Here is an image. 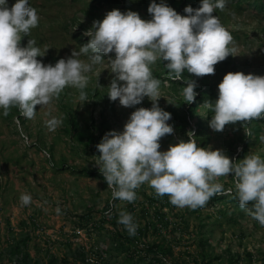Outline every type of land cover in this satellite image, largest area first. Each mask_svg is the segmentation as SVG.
Segmentation results:
<instances>
[{
  "label": "clouds",
  "instance_id": "1",
  "mask_svg": "<svg viewBox=\"0 0 264 264\" xmlns=\"http://www.w3.org/2000/svg\"><path fill=\"white\" fill-rule=\"evenodd\" d=\"M124 2L121 6L126 7V11L112 9L106 12L102 20H94L92 27L85 32L90 40L87 43L83 41L79 51L73 49L71 55L62 57L53 64L44 63L40 59L44 55L41 54L40 47L34 39H28L27 34L39 23L38 12L30 0H14L11 6L9 0H0V110L3 109V116L9 123L12 120L20 128L21 123L23 125L28 118L35 115L37 105H47L58 97L62 108L66 109L64 118L67 126L63 127V131L72 139L52 140L46 146L28 139L20 130L18 132L21 140L27 148H39L38 153L44 163L42 165L48 170L51 169L49 173L54 175L72 165L67 159L78 158L64 157L59 160L55 155L57 151L52 148L54 141H59L62 146L64 140L67 147L80 148L84 153L99 151V161L96 163L99 171L90 167V164H84L81 169L72 171L79 175L102 178L109 186L105 184L110 197L98 216L92 218V213L88 211L80 214L85 215L81 219L79 215L76 217L64 213L65 219L71 220L70 223L73 220V224L70 235L66 232L67 229H63L64 234L59 240L68 237L70 241L79 242L96 225L102 227L105 223L110 224L109 221L96 222L109 214L119 199L135 201V189L144 182H148L158 195L167 194L172 204L196 208L203 206L215 194L231 191H225L224 185L217 180L229 173H233L235 177L239 206L264 226V157L250 153L243 159L233 160L219 148L214 149L211 145L199 146L191 131L188 133L189 139H180L178 143L174 140L175 144H170L167 150H159L160 139L174 131L168 121L173 116L172 112L177 109L170 107L168 112L157 103L158 98L162 97L159 91L162 82L160 78L153 76L151 70V65L157 59L167 61L166 68L175 79L183 81V84L175 88L178 98L176 104L180 106L182 102L191 105L200 94L196 91L207 88L203 79H211L210 83L219 82L216 89L218 96L214 103L205 102L213 111L208 121L211 129L222 131L226 124L242 121L247 131L243 133L247 135L250 125L257 119L264 118V75L233 72V37L221 23V17L217 16L221 15L218 10L224 9L226 0H199L200 6L197 8L185 6L184 15L169 6L165 0H160L159 3L156 0H147L146 6L151 19H143L137 11L126 5L127 1ZM107 4L109 8L116 6V3L112 6ZM108 53L114 55L102 56ZM82 54H87V60L80 58ZM104 57H109L110 72L115 74L108 85L109 98H118L123 106H133L140 104L147 96L152 105L150 108L142 106L132 111L122 131H108L110 126L102 114V109L96 108L100 121L98 126H94L95 129L92 128L90 133H86L76 117V106L67 107L64 99L67 98L68 86L77 88L75 91L82 101L89 99L90 95L84 91L89 79L87 73L93 70L94 65L102 63ZM185 70L195 74L197 79H189L188 74L184 73ZM165 74L163 78L170 77ZM196 81H200L201 85H197ZM202 87L204 88L201 89ZM98 96L95 90L90 97L94 101L83 107L94 108ZM76 104L81 107L79 103ZM187 110H178L177 113ZM188 116L187 113L190 129L191 120ZM84 122L88 128L93 125L92 117ZM171 122L176 124L175 120ZM45 123L49 130H55L62 124V119L51 116ZM72 123L75 125H71ZM103 123L105 125L101 126ZM176 125L177 128L180 127L179 122ZM23 130L26 131L25 127ZM90 135L97 138L104 136L99 142V139H92ZM260 140L264 141V134L260 136ZM70 151L74 155L75 151ZM90 170L94 173L89 175L87 171ZM116 198L118 200L115 201ZM19 199L23 205H27L32 196L24 192ZM147 201L149 203L148 199ZM84 204L78 198L75 208L70 211L74 213L76 207H85ZM68 209L63 206L60 211ZM27 222L29 233L31 230V234L40 236L47 246L51 245L49 238L44 235L47 233V224H40L33 213L29 214ZM118 223L125 226L129 235H135L137 224L130 212L122 209ZM10 226V230H13L12 224ZM62 226L65 228L68 225L65 222ZM35 228L38 232H35ZM57 232L50 236L56 237ZM83 248L84 246L81 247V253H84L83 259L86 262L70 261V264H101V259L96 254H91L92 250L98 249Z\"/></svg>",
  "mask_w": 264,
  "mask_h": 264
},
{
  "label": "rangeland",
  "instance_id": "2",
  "mask_svg": "<svg viewBox=\"0 0 264 264\" xmlns=\"http://www.w3.org/2000/svg\"><path fill=\"white\" fill-rule=\"evenodd\" d=\"M117 1L114 8H109V4H107L109 2L107 0H30L31 5L38 12L39 23L27 34L28 39H34L36 41V45L41 49V54H44L40 56V59L44 63L54 64L58 59L62 57L67 58L71 55L73 49L79 51L81 45L84 44L83 41L87 43L90 40V36L85 35V32L92 27L94 20H102L106 12L112 9H119L122 12L126 11V7L121 6V4H125L124 0ZM248 1L250 0H226L224 9L217 8L219 9V13H221V15L218 14L217 16L221 17V23L233 37L231 42L234 47L232 61L235 64V70L233 72L242 71L245 74L253 73L264 75V17L260 13L256 14L253 12L248 6ZM236 2H238V5ZM12 3H14V0H9V6ZM146 4L147 0H130L126 5L130 6V9L133 11H137L143 19H151V14L148 12ZM111 57L114 58V56ZM80 58L87 60V54H82ZM108 58L104 57L105 60L102 63L94 65L93 70L87 73L89 79L84 91L90 97L95 90L99 94L94 108L83 107V105H88L90 102H93L94 99L89 97L87 101H82L79 94L75 91L77 88L68 86L66 92L67 98L64 99V103L67 107L76 106V117L80 121L81 129L86 131V133H90L92 128L95 129L94 126H98L100 116L96 108L102 109V114L105 115V120L108 121L110 126L108 131H122L132 111L142 106L150 108L152 105V101L147 96L144 97L140 104L133 106H123L119 103L118 98L116 100L109 98L107 94L108 85L115 74L110 72L111 66ZM160 61L162 60L157 59L151 65L153 76L156 69L159 68L158 62ZM196 82L197 85H201L200 81ZM169 85L170 81L166 79L159 85V91L162 97L158 98V105L168 112L170 111V107L176 108L177 111L189 109L190 104L186 105L185 102H182L181 106L176 104V100H178L176 90L172 89ZM196 92L199 93V91ZM76 103H79L81 107H77ZM1 111L3 109L0 110V153L10 151L12 154L20 155L25 151V157H22V159L29 160V163H26V166L22 170H19L20 172L25 171L22 175L17 173L16 170L12 172L10 181L4 169L0 170V187H6L5 190H0V264H17V260L19 261L21 255L11 252L9 248L14 240L13 237L17 238L23 232L29 231L27 220L29 214L32 213L37 216L40 224L41 222L47 224V233H44V235L51 241V245L48 244V246L58 260L66 258L72 262H86V259L82 260L81 258L82 246L84 248L94 247L101 250L104 256L109 255L106 251L102 250L110 246L107 232L113 229V226L109 223H105L102 227L92 228L90 233L86 234L85 238L82 237L79 242L76 240L70 241L67 239L68 237L59 240V237L61 238V235L64 234L62 232L63 229H67L66 232L70 235L71 225L73 224V220L70 223L71 220L65 219L64 213L77 217L89 211V213H92V218L96 217L110 197L109 186L104 179L97 176L79 175L72 171L73 169H81L84 164H90V167L96 168L99 171V166L96 163L99 161L100 152L95 151L94 153V151H88L84 153L80 148L67 147L64 140L62 146L59 141H54L52 148L54 151H57L55 155L59 160L64 157L77 156L78 158L67 159L72 165L68 166L63 172L56 174L55 182L47 180L46 174L50 175L49 170L51 169L48 170L44 166H40V162L43 159L38 153L39 148H34L33 146H30L33 149L27 148L26 144L21 140L18 131L21 130L28 139L35 140L38 144H45L46 146H49L47 143H52V140L72 139L68 138V135L63 131V127L67 126L64 118L66 116V109L62 108L59 98L55 97L47 105H37L35 115L32 118H28L23 125L21 123L20 128L12 120L9 123ZM184 114L187 117V111H184ZM51 116H57L62 119V124L55 130H49L45 123ZM91 117L93 119V125L88 128L84 121ZM188 118L191 120L190 124L192 129L187 131L186 139H189L188 133L190 131L194 133L195 128L191 116H188ZM178 121L176 120V124ZM168 123L173 126L174 131L169 136H163L160 139L161 147L159 150L161 151L167 150L170 144L174 142L178 143L184 137L180 127L177 129L178 126L172 123L171 120ZM103 125L105 123L101 126ZM23 127H25L26 131L23 130ZM104 131L103 128L102 132ZM244 131L245 127L242 125V121L228 123L222 131L212 129L211 139L208 141L207 146L211 145L214 149L219 148L223 150L231 159H241L239 156L243 152V146L241 145L240 138L248 137V135L243 133ZM103 136H99V142ZM71 149L75 151L74 155L70 151ZM247 149H249L248 154L255 153L264 157V141H261L260 137L255 138ZM0 165L3 164L0 163ZM3 166L5 167V165ZM233 175V173H229L228 176H220L217 178L224 185L225 191L231 189L233 183L235 184V177ZM141 186L144 189H141ZM141 186L135 199L137 208L141 207L142 204H144L143 207H147V194L153 190L155 191L148 182H144ZM12 188L16 189L14 191L16 197H13ZM18 189L20 194H18ZM24 192H28L32 196L31 202L27 205H23L19 199L21 193ZM111 193H113L112 187ZM78 198L85 203V207H76L74 213H79L74 214L70 210L75 208ZM128 202L127 200L119 199L116 205L120 208V211L122 209L127 211L126 203ZM63 206H67L69 211H60ZM220 206L221 204H218L213 207L207 202L202 208L203 213H206V217L214 222V225L207 224L204 228V235L207 239L204 242L202 241L201 244L205 245L206 252L208 254H219L222 258L220 264H247L246 253L251 254L253 259L252 264H264V226L260 225L246 209H241L239 213L230 214V218H227V216L223 217L216 212ZM193 209L189 206H175L174 208L167 206L165 209L169 213L168 216L171 222L178 218L175 215L184 213L190 223L188 231L182 232V236L181 234L179 235L180 231L177 229L174 237V234L170 232L172 228L170 224L168 228L163 229L162 233L165 234L167 239L170 238L171 241L172 239H178L176 240L177 242L172 241L173 256H186L183 252L184 249L194 252L199 247L198 241L200 238L196 237L193 230L195 228V219L190 214ZM199 213H201V210ZM8 222V225L12 224L13 232L8 231L6 227ZM65 222L68 226L64 228L62 225ZM55 231L61 234L56 233V237L52 238L50 235L55 233ZM35 232H38L37 228H35ZM29 235L30 238L27 248L24 249L28 251L27 262L29 264H33L34 262L46 264L48 251H44L45 249L42 250V247L45 248L47 244L44 240H41L40 236L38 237L34 233L31 234V230ZM70 238H73V236H70ZM144 239L148 242L154 239L157 240L156 235L150 232ZM21 247H23V244H21ZM83 251L85 252V250ZM111 258L114 261L115 257L113 256ZM116 259L117 261H123V257ZM136 264H143V262L139 261Z\"/></svg>",
  "mask_w": 264,
  "mask_h": 264
},
{
  "label": "trees",
  "instance_id": "3",
  "mask_svg": "<svg viewBox=\"0 0 264 264\" xmlns=\"http://www.w3.org/2000/svg\"><path fill=\"white\" fill-rule=\"evenodd\" d=\"M107 1L111 6L112 4L118 2L117 0ZM124 1L129 2L130 0ZM156 2L159 3L160 0H156ZM165 2L169 6L176 9V11L182 15L185 14V6L191 5L193 8H197L200 6L199 0H165ZM239 4L241 3L239 2ZM248 6L253 12H255L256 14L260 13L262 14V17H264V0H250L248 1ZM214 11L217 10L215 9ZM109 54L114 55V53H108L102 54V56H106ZM158 63L159 68L154 72V77L158 79L160 78L159 80H161L162 83L165 79L169 80V86H171L172 89H175L183 84V81L175 79L170 70L166 68V61L162 60ZM217 71L222 70L217 69ZM162 73H167L170 77L163 78L164 76L161 77ZM184 73L188 74L189 79H197V76L195 74L189 73L186 70ZM214 76L216 77V75ZM210 80L211 79L209 78L203 79V81L207 83V88L199 92L200 94H198L195 100L191 102L190 108L187 110L188 115L191 116L193 124L195 125L194 134L197 139L198 145L201 147H205L208 145V141L211 139L212 133V129L209 127L208 121L211 119L213 111L205 102L210 101L214 103L215 98L218 96V92L216 91V89L219 82L216 81L214 83H210ZM202 109L205 110L206 114L201 112ZM176 113L177 111H173V116H171L170 120H179V126L181 128L182 135L184 136L183 139L187 140L186 133L189 129V121L186 119L184 113ZM261 119H257L250 125L249 133L247 134L249 138H240L241 144L243 146V152L241 153L239 158L243 159L244 156L248 154L249 150L247 149V147L254 140L253 138L260 137L263 134L262 128L264 127V118ZM253 120L254 119H252V121ZM71 125L74 126L75 124L72 123ZM189 130H191V128ZM255 134H257V137L255 136ZM90 137H92V135H90ZM98 138L92 137V139ZM97 144H95L96 147ZM233 160L239 159L233 158ZM93 173L94 171L92 170L87 171V174L89 175ZM140 188L144 189L142 186ZM140 188L135 189L136 193L139 192ZM147 196L149 200L147 207H143L144 204L141 203L142 206L137 208L135 201L126 203L127 212H130L132 214L133 220L137 224L135 235H129L125 226L121 223H118L120 208H118L117 205L112 206V208L110 209V213L106 214L103 219L96 222L104 223L106 221H109L113 226V229L107 232V235L109 236L110 246L109 248L105 247L104 249H102L109 255L104 256L101 250L91 251V254H96V256L101 259V264H116L117 262L118 264H136L139 261H142L143 264H220V262H222V258L219 254H208L204 248L205 245L201 244L202 241L204 242V240L207 239V237H205L204 235L205 226L207 224L214 225V222L210 221V219L206 217V213H203L202 208L207 202H209L210 206L213 207L221 204V206L217 208L216 212L223 217L227 216V218H230V214L239 213L243 208L239 206L237 191L234 183L232 184L230 192L227 191L223 192L222 194H215L211 196L203 206L194 208L192 210V213H190L195 219V228L193 230L196 234V237L200 238L198 241L200 248L197 247L196 251L194 252H190L188 249H184L183 252L186 254V256H173L172 241H176L178 239H172L171 241V239H167L165 234H163L162 232L163 229L168 228L170 224L172 226L170 232L174 234V237L177 229L180 231L179 235L181 234L182 236V232L188 231L189 228L190 223L188 217L184 213H180L179 215H175L178 216V218H176V220L174 219V221L171 222L168 216L169 213L165 209L167 208V206H169L170 208H174L176 205L170 202L168 195H158L153 190L151 193H148ZM116 200H118V198H116L115 201ZM200 210L201 213H199ZM79 218L84 219L85 215H79ZM33 226L36 225L33 224ZM96 227H99V225H96ZM7 229L8 231L13 232V230H10V225L7 226ZM149 232L153 235L155 234L157 240L154 239L153 241L148 242L146 239H144L145 236H148ZM29 238V232H23V234H21L17 238L13 237L14 240L11 243L9 250L13 253L21 255V257H19V261L17 260V264H29V262H27L26 260V258L28 257V251L24 250L25 248H27ZM21 244H23L24 248L21 247ZM43 249H45L44 251H48V260L46 264H70V260L68 261V259L66 258H61L60 260H58L48 246H46L45 248L42 247V250ZM113 256L115 257V262L112 261L111 257ZM118 257H123V261H117L116 258ZM81 258H84V253H81ZM246 261L247 264L253 263V259L250 253H246ZM33 264L39 263L34 262Z\"/></svg>",
  "mask_w": 264,
  "mask_h": 264
},
{
  "label": "crops",
  "instance_id": "4",
  "mask_svg": "<svg viewBox=\"0 0 264 264\" xmlns=\"http://www.w3.org/2000/svg\"><path fill=\"white\" fill-rule=\"evenodd\" d=\"M25 151L23 152V153H21L20 155L18 154H15V153H11L10 151L9 152H4V153H0V163H2L3 165H5V167L3 166V165H0L1 166V168H0V170L1 169H4V171H5V174L8 176V179H9V181H10V179H11V173L12 172H14L15 170H16V172L17 173H19V174H23V173H25V171L23 170V172H20L19 170H22V168L24 167V166H26L25 164L26 163H29V160H26L25 158H23L22 159V157H25ZM24 164V165H23ZM42 164H44L42 161L40 162V166L42 165ZM43 166V165H42ZM46 178H47V180H50V181H53V182H55L56 180V174L54 175V174H51L50 173V175H48V174H46ZM42 178H44V177H42ZM45 179V178H44ZM9 181H7V183H9ZM11 181H14V180H11ZM6 185H8V184H6ZM5 185V186H6ZM40 185V184H39ZM5 188L6 187H3V186H1L0 187V190L2 191V190H5ZM10 190V189H9ZM16 189L15 188H12V192H13V197H16V195H14V191H15ZM18 194H20V191H19V189H18ZM60 231V230H59ZM58 234H61L60 232H57Z\"/></svg>",
  "mask_w": 264,
  "mask_h": 264
}]
</instances>
